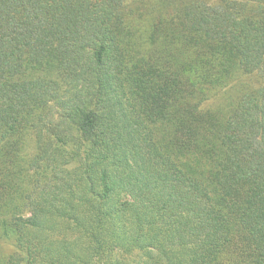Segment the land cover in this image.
Wrapping results in <instances>:
<instances>
[{"label":"trees","instance_id":"obj_1","mask_svg":"<svg viewBox=\"0 0 264 264\" xmlns=\"http://www.w3.org/2000/svg\"><path fill=\"white\" fill-rule=\"evenodd\" d=\"M2 264H264V0H0Z\"/></svg>","mask_w":264,"mask_h":264},{"label":"rangeland","instance_id":"obj_2","mask_svg":"<svg viewBox=\"0 0 264 264\" xmlns=\"http://www.w3.org/2000/svg\"><path fill=\"white\" fill-rule=\"evenodd\" d=\"M10 248H11V245H9L7 242L6 243H3V241L0 242V264L3 263V260L8 255Z\"/></svg>","mask_w":264,"mask_h":264}]
</instances>
